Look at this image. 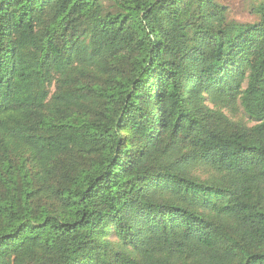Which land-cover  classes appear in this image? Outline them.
<instances>
[{"label": "trees", "instance_id": "trees-1", "mask_svg": "<svg viewBox=\"0 0 264 264\" xmlns=\"http://www.w3.org/2000/svg\"><path fill=\"white\" fill-rule=\"evenodd\" d=\"M258 1L0 0V264H264Z\"/></svg>", "mask_w": 264, "mask_h": 264}, {"label": "rangeland", "instance_id": "rangeland-1", "mask_svg": "<svg viewBox=\"0 0 264 264\" xmlns=\"http://www.w3.org/2000/svg\"><path fill=\"white\" fill-rule=\"evenodd\" d=\"M221 3L229 7V18L231 20L253 23L257 20L256 15L253 13V6L256 5L258 0H220ZM54 91V87L52 88Z\"/></svg>", "mask_w": 264, "mask_h": 264}]
</instances>
